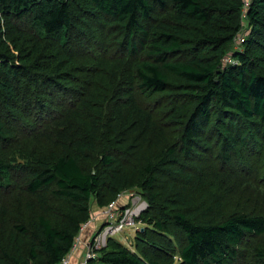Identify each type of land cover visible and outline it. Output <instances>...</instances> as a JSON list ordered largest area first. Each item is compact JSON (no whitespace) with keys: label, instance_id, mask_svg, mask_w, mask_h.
<instances>
[{"label":"trees","instance_id":"1","mask_svg":"<svg viewBox=\"0 0 264 264\" xmlns=\"http://www.w3.org/2000/svg\"><path fill=\"white\" fill-rule=\"evenodd\" d=\"M261 160L264 0H0V264L132 189L146 227L90 264H264Z\"/></svg>","mask_w":264,"mask_h":264},{"label":"built area","instance_id":"2","mask_svg":"<svg viewBox=\"0 0 264 264\" xmlns=\"http://www.w3.org/2000/svg\"><path fill=\"white\" fill-rule=\"evenodd\" d=\"M244 37L245 35L240 33L235 38L234 46L236 49H239V46L244 42ZM225 61L233 62L229 57ZM147 209L148 203L140 194L133 191L122 192L107 207L96 211V215L91 217L88 223L81 227L71 253L59 264H71L74 251H76L82 238L86 235H88V240L80 264H90L97 261L100 258L101 252L107 248L109 240L115 239L114 236L116 234L124 233L127 228L136 229L138 220ZM94 221H100L101 226L95 227L92 224ZM124 239L128 241L127 237H124Z\"/></svg>","mask_w":264,"mask_h":264},{"label":"rangeland","instance_id":"3","mask_svg":"<svg viewBox=\"0 0 264 264\" xmlns=\"http://www.w3.org/2000/svg\"><path fill=\"white\" fill-rule=\"evenodd\" d=\"M246 4L249 5V0H246ZM244 35H247V33H245ZM224 65L225 62L223 63ZM262 163V168H260V165L256 162H253L251 165L247 166V167H242L241 165H238L234 168L233 173H237L238 171H240L241 169H244L245 171L249 172L252 174L253 179L259 180L260 179V184L263 186L264 185V160H261ZM205 165V164H204ZM126 191H133V192H137L136 190L132 189V190H126ZM92 217H94L96 215V211H99L100 209L97 207L96 204L92 205ZM146 225L144 223H142V220H138V223L136 225V229H131V228H127L125 229L124 233H119L116 234L114 237L115 239L123 244L124 246H126L127 248H133V241L135 239L136 234L140 231L143 230V228H145ZM124 237L128 238V241H126L124 239ZM259 239H256L254 237H250L248 239L245 240V244H244V248L245 251L243 253V257L244 259L242 260V262L240 264H255V259H254V255H253V249L259 244ZM96 264V263H94Z\"/></svg>","mask_w":264,"mask_h":264},{"label":"crops","instance_id":"4","mask_svg":"<svg viewBox=\"0 0 264 264\" xmlns=\"http://www.w3.org/2000/svg\"><path fill=\"white\" fill-rule=\"evenodd\" d=\"M92 224H94L95 227L101 226L100 221H94ZM87 240H88V235H86L82 238V241L80 242L78 248L76 249V251H74V253L72 255L71 264H80L81 263L83 256H84V253H85V245L87 244Z\"/></svg>","mask_w":264,"mask_h":264},{"label":"clouds","instance_id":"5","mask_svg":"<svg viewBox=\"0 0 264 264\" xmlns=\"http://www.w3.org/2000/svg\"><path fill=\"white\" fill-rule=\"evenodd\" d=\"M245 36H246V35H245ZM228 57L233 61V59H232V54H230ZM228 57H227V58H228ZM225 59H226V58H225ZM224 61H225V60H224ZM232 63H234V61H233ZM232 63L225 61V64H232Z\"/></svg>","mask_w":264,"mask_h":264}]
</instances>
